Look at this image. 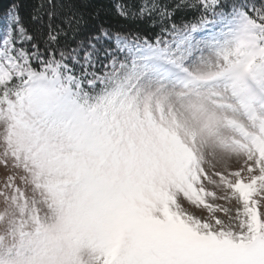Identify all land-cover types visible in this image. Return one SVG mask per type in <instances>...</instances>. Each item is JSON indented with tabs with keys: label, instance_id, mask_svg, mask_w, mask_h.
Returning <instances> with one entry per match:
<instances>
[{
	"label": "snow or ice",
	"instance_id": "obj_1",
	"mask_svg": "<svg viewBox=\"0 0 264 264\" xmlns=\"http://www.w3.org/2000/svg\"><path fill=\"white\" fill-rule=\"evenodd\" d=\"M0 264H264V0H0Z\"/></svg>",
	"mask_w": 264,
	"mask_h": 264
}]
</instances>
